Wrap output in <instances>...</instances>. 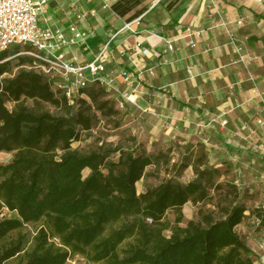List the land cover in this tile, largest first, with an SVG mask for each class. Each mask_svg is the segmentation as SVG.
I'll return each mask as SVG.
<instances>
[{
	"label": "trees",
	"instance_id": "1",
	"mask_svg": "<svg viewBox=\"0 0 264 264\" xmlns=\"http://www.w3.org/2000/svg\"><path fill=\"white\" fill-rule=\"evenodd\" d=\"M11 55L0 53V153L12 155L0 163V213L12 214L0 222V264H255L237 232L249 207L219 167L204 156L186 183L190 156L174 165L170 153H149L134 137L76 149L97 113H118L107 100L113 93L95 83L70 103L34 56ZM149 169L160 180L139 193ZM188 203L199 206L197 218L182 226ZM170 210L174 223L165 220ZM256 221L264 226V211Z\"/></svg>",
	"mask_w": 264,
	"mask_h": 264
},
{
	"label": "crops",
	"instance_id": "2",
	"mask_svg": "<svg viewBox=\"0 0 264 264\" xmlns=\"http://www.w3.org/2000/svg\"><path fill=\"white\" fill-rule=\"evenodd\" d=\"M215 1L216 10L212 0H108L96 18L79 21L90 4L49 0L48 12L51 25L63 32L72 24L94 29L86 48L66 50L67 59L82 55L80 63L91 61L124 23L146 13L115 37L107 54L116 87L137 99L125 104L128 111L140 110L148 126L170 134L185 135L182 130L194 126L217 132L229 148L264 159V130L257 123L264 102V0ZM138 42L148 56L136 49ZM121 71L141 74L127 85Z\"/></svg>",
	"mask_w": 264,
	"mask_h": 264
},
{
	"label": "rangeland",
	"instance_id": "3",
	"mask_svg": "<svg viewBox=\"0 0 264 264\" xmlns=\"http://www.w3.org/2000/svg\"><path fill=\"white\" fill-rule=\"evenodd\" d=\"M16 48H11L12 58L18 55L29 56L28 50H31L29 46H19L18 53H15ZM17 64L16 61L13 63L14 70L10 74L13 75L17 71ZM23 67L28 68V66ZM56 76L58 75L55 74L54 77ZM81 98L89 100L86 95ZM107 100L116 102L118 113H110L108 117L97 113L98 119L94 128L91 131L83 132L74 147L81 151H87L96 148L102 142L117 145L126 143L129 138L134 137L137 139V143L149 153L159 151L170 153L174 165L179 164L184 155L190 156L189 160L184 159L189 167L184 171L181 179L186 183L194 179V165L206 156V163L222 170L224 174L222 180L234 181L241 190L249 211L247 219L237 228V232L252 249L254 263L264 264V226L260 227L256 221L257 212L264 211V159L247 152L236 151L232 147L229 148L228 145L221 142L217 132L208 133L201 127L194 126L187 131L183 129L182 133H186L185 135L163 132L160 127L148 126L147 119L140 115V110L136 111L134 108L128 111L127 105H121L120 97L110 94ZM8 106L12 108L13 103H9ZM52 110L57 111L55 108ZM117 121L121 122L118 128L115 127ZM11 157V154L0 153V163H7ZM112 159L117 160L118 155ZM148 172H150L149 175L137 185L139 193L146 191L148 187L155 186L160 180L155 175H150L153 172L152 169H149ZM88 174L89 170H86L84 175ZM198 210L199 206H194L191 203L186 204L183 208L184 222L181 225L185 226L189 220L197 218ZM11 216L12 214L8 210L3 209L0 213V222ZM175 218V212L172 210L165 216V220L172 223ZM24 231L33 233L34 228L27 226ZM68 264L89 263L83 258H76L69 261Z\"/></svg>",
	"mask_w": 264,
	"mask_h": 264
},
{
	"label": "built area",
	"instance_id": "4",
	"mask_svg": "<svg viewBox=\"0 0 264 264\" xmlns=\"http://www.w3.org/2000/svg\"><path fill=\"white\" fill-rule=\"evenodd\" d=\"M83 1L90 6L78 13L79 21H91L97 17L100 9L109 7L108 0ZM212 1L216 10V1ZM48 3L49 0H0V53L18 45L29 46L32 49L29 54L38 60V67L50 77L59 80L58 84L70 103L74 102L82 89L99 83L107 91L118 95L122 106L126 103L136 105L137 99L132 91L118 90L115 84L116 77L107 72L106 61L115 37L131 30L133 25L140 24L146 13L124 23L109 41L101 45L91 61L80 63L79 58L82 55L75 53L71 59H67L66 50L78 45L86 48V42L94 34V29L90 26L81 29L76 24L70 25L68 32L54 28L51 25ZM191 45L194 46V43ZM235 48L237 53L241 52L239 46ZM136 49L140 50L143 56L150 54V50L139 42ZM173 49L174 45L169 43L168 50ZM241 61L244 59L241 58ZM55 74L58 76L54 77ZM140 74L139 71H121L120 77L125 84L131 85ZM261 112L263 117L257 123L264 130V102ZM222 125L226 126L227 122L223 121ZM253 149L259 150L256 145H253ZM53 241L59 243L58 239Z\"/></svg>",
	"mask_w": 264,
	"mask_h": 264
}]
</instances>
